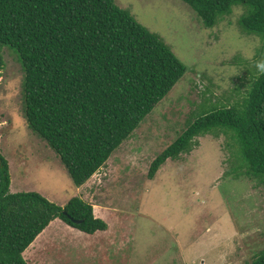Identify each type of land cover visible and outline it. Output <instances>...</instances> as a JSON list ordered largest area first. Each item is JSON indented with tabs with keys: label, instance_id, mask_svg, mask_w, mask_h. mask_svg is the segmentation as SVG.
I'll list each match as a JSON object with an SVG mask.
<instances>
[{
	"label": "rangeland",
	"instance_id": "1",
	"mask_svg": "<svg viewBox=\"0 0 264 264\" xmlns=\"http://www.w3.org/2000/svg\"><path fill=\"white\" fill-rule=\"evenodd\" d=\"M115 3L159 34L186 72L87 180L82 197L55 152L27 127L23 70L16 53L0 47L5 63L0 76V151L8 161L10 191H36L58 205L73 196L85 197L107 209L102 212L109 225L105 235L112 237L87 239L56 223L33 240L23 258L28 264L250 262L264 249V185L222 177L235 148L230 139L200 136L197 147L166 160L153 179L147 171L202 102L232 104L244 95L251 72H258L255 63L264 59L263 40L240 31V6L214 27L204 28L182 0ZM226 140L233 148L224 146Z\"/></svg>",
	"mask_w": 264,
	"mask_h": 264
},
{
	"label": "trees",
	"instance_id": "2",
	"mask_svg": "<svg viewBox=\"0 0 264 264\" xmlns=\"http://www.w3.org/2000/svg\"><path fill=\"white\" fill-rule=\"evenodd\" d=\"M182 1L204 28L240 6V31L258 36L264 45V0ZM2 46L16 53L24 73L27 127L47 142L77 187L107 162L186 72L163 38L115 0H0ZM4 64L0 54V76ZM251 73L246 92L232 104L198 106L185 129L152 160L148 179L166 160L190 153L198 137L209 134L224 136L235 147L223 178L264 185V74ZM224 146L233 148L227 140ZM10 181L0 151V264H28L23 251L55 218L88 234L108 227L80 196L58 205L36 191L11 192ZM244 264H264V249Z\"/></svg>",
	"mask_w": 264,
	"mask_h": 264
},
{
	"label": "crops",
	"instance_id": "3",
	"mask_svg": "<svg viewBox=\"0 0 264 264\" xmlns=\"http://www.w3.org/2000/svg\"><path fill=\"white\" fill-rule=\"evenodd\" d=\"M90 179V178H89ZM88 179V180H89ZM87 182V181H86ZM85 182V183H86ZM85 183L84 184H82L81 186H79V187H77V190H78V192H79V194H80V196L82 197V195H81V193L80 192H82L83 191V186L85 185ZM83 188V189H82ZM84 199H85V197H83ZM87 200V199H86ZM66 203V202H65ZM64 203V204H65ZM64 204H62V205H64ZM92 204V203H91ZM92 206H93V212H94V214H95V211H98L99 213H98V215H96L97 217H99V218H101V219H103L105 222L107 221V219L104 217V215H103V211H107V209L105 208V207H102V206H98V205H95V204H92ZM58 224L59 226H61V227H64L66 230H70V231H72V232H75L77 235H80V236H84L85 238H87V239H91V238H97V237H102V236H108L109 238H112L111 236H109V235H105V234H107V230H108V228H109V225H108V228L106 229V230H97V231H95L94 233H92V234H88V233H85V232H82V231H80V230H78V229H76V228H73V227H70V226H68V224L66 225L65 223H63V221L61 220L60 221V219L59 218H55L54 220H52L47 226H46V230H45V232L47 231V229L50 227V226H52L53 224ZM40 234V233H39ZM38 234V235H39ZM37 235V236H38ZM54 236H55V234H53ZM56 237V236H55ZM33 243V242H32ZM96 243L97 242H95V244L94 245H96ZM89 245H91V244H89ZM89 245H87L86 247H85V250H87V252L88 253H91L92 251L90 250V249H87L88 247H89ZM96 246H98V245H96ZM23 254H24V252H23Z\"/></svg>",
	"mask_w": 264,
	"mask_h": 264
},
{
	"label": "clouds",
	"instance_id": "4",
	"mask_svg": "<svg viewBox=\"0 0 264 264\" xmlns=\"http://www.w3.org/2000/svg\"><path fill=\"white\" fill-rule=\"evenodd\" d=\"M237 14H239V12H237ZM255 67L260 74H264V59L257 61Z\"/></svg>",
	"mask_w": 264,
	"mask_h": 264
}]
</instances>
